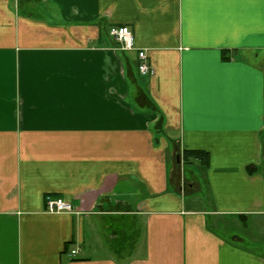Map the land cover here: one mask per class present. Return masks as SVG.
I'll list each match as a JSON object with an SVG mask.
<instances>
[{
	"label": "crops",
	"instance_id": "obj_1",
	"mask_svg": "<svg viewBox=\"0 0 264 264\" xmlns=\"http://www.w3.org/2000/svg\"><path fill=\"white\" fill-rule=\"evenodd\" d=\"M184 151L208 154L207 210L169 165ZM98 219L135 248L94 253ZM262 219L264 0H0V264H264L237 233Z\"/></svg>",
	"mask_w": 264,
	"mask_h": 264
},
{
	"label": "rangeland",
	"instance_id": "obj_2",
	"mask_svg": "<svg viewBox=\"0 0 264 264\" xmlns=\"http://www.w3.org/2000/svg\"><path fill=\"white\" fill-rule=\"evenodd\" d=\"M179 163H177V161L174 160H170L169 161V165L172 169V172L175 170V172L177 173V177L180 179L182 178V182L180 180H177L178 183H182V184H178L181 185V192L183 195H187L188 197H195V199H201V194H203L204 191V187L202 186L203 184L200 182L197 184L198 180H203L204 181V177H203V173L204 170L203 169H199V168H195V167H188L184 164H182L183 159L180 157L179 159ZM174 175V174H173ZM202 181V182H203ZM200 184V185H199ZM191 186V187H190ZM190 187V188H188ZM203 187V188H202ZM205 192V191H204ZM206 193V192H205ZM208 197L206 199H204V201L200 200L199 201V207L201 210H207L209 209V202L207 201ZM189 203V202H188ZM219 222H222L221 224L223 226H225L226 228H223V226L219 225V231L222 233L228 232L227 231V226H232L230 225L232 223V219L231 218H219L218 219ZM214 222V221H213ZM97 223L99 225V228L101 226V223L104 225V236L99 235V237L102 239L103 242V249H100L99 247V251L94 252V253H98L99 255H116V256H120L123 255L124 252H131L138 240H139V236L136 233H129L127 234V240L125 243H123L124 241H122L121 238L117 239L116 241H113L111 239H109V232L110 229L108 228V226H114V224L116 225V223L112 220H105L102 221L100 219L97 220ZM121 223V222H120ZM264 219H262L260 221V223L257 220H252L249 221L247 223V227H241L239 229V231L237 233L242 234L244 233L245 235H250V234H256L258 235L259 238V242L262 243L264 242V227L262 228V226H264ZM118 226V223H117ZM254 228V230H253ZM258 230V231H256ZM255 234V235H256ZM256 235V236H257ZM89 244L91 246V244H95L94 240H92V234H90V231L88 229L87 231V242L86 244ZM96 245V244H95ZM94 245V246H95Z\"/></svg>",
	"mask_w": 264,
	"mask_h": 264
},
{
	"label": "built area",
	"instance_id": "obj_3",
	"mask_svg": "<svg viewBox=\"0 0 264 264\" xmlns=\"http://www.w3.org/2000/svg\"><path fill=\"white\" fill-rule=\"evenodd\" d=\"M109 35L114 39L118 46L125 51L133 49V37L127 27H111ZM138 72L142 76L153 75L152 68L146 62V55L144 52L138 53ZM46 211L52 214H76L73 206L70 203L64 202L60 199H53L46 197L45 199ZM77 251H71L70 256L75 257Z\"/></svg>",
	"mask_w": 264,
	"mask_h": 264
},
{
	"label": "trees",
	"instance_id": "obj_4",
	"mask_svg": "<svg viewBox=\"0 0 264 264\" xmlns=\"http://www.w3.org/2000/svg\"><path fill=\"white\" fill-rule=\"evenodd\" d=\"M178 158L180 159L179 156ZM182 159V164L188 167L203 169L204 171L207 169L209 163L208 154L199 151H184Z\"/></svg>",
	"mask_w": 264,
	"mask_h": 264
},
{
	"label": "water",
	"instance_id": "obj_5",
	"mask_svg": "<svg viewBox=\"0 0 264 264\" xmlns=\"http://www.w3.org/2000/svg\"><path fill=\"white\" fill-rule=\"evenodd\" d=\"M180 161H179V158H177V163H179Z\"/></svg>",
	"mask_w": 264,
	"mask_h": 264
}]
</instances>
